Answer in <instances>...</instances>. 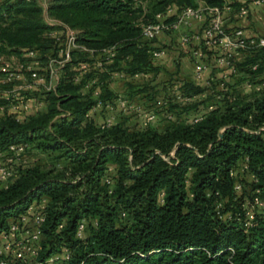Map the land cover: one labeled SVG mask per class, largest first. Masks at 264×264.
Wrapping results in <instances>:
<instances>
[{
  "label": "trees",
  "instance_id": "16d2710c",
  "mask_svg": "<svg viewBox=\"0 0 264 264\" xmlns=\"http://www.w3.org/2000/svg\"><path fill=\"white\" fill-rule=\"evenodd\" d=\"M224 1L46 0L48 16L75 30L80 44L113 49L112 63L84 78L96 80L98 99L113 105L117 95L108 89L109 76L120 73L126 83L123 96L150 104L167 124L157 128L139 122L132 128L120 119L132 116L125 115L100 129L107 113L92 111L85 118L95 100L91 88L84 91L72 82V68L83 61L73 58L55 89L44 94L40 112L20 123L0 119V149L22 144L31 158L0 182V234L28 205L45 198L41 261L65 249L64 264H264V130L258 131L264 127V91L173 101L164 90L190 96L202 89L185 77L171 87L159 89L163 82L156 87L161 67L149 52L160 46L168 54L170 45L158 37L140 41L143 26L167 5ZM52 28L38 0L0 1V55L51 50L44 33ZM139 73L146 78H132ZM163 92L167 96L155 107ZM206 103L215 107L190 123ZM110 159L113 176L105 183ZM242 195L250 201L257 195L263 203L247 228L222 218L227 212L243 215ZM82 221L84 235L77 238Z\"/></svg>",
  "mask_w": 264,
  "mask_h": 264
},
{
  "label": "built area",
  "instance_id": "2783aa9c",
  "mask_svg": "<svg viewBox=\"0 0 264 264\" xmlns=\"http://www.w3.org/2000/svg\"><path fill=\"white\" fill-rule=\"evenodd\" d=\"M38 2L42 12H46V0ZM263 9L264 0H225L221 5L199 4L197 7L179 8L167 5L155 14L152 23L143 26L140 41L174 34L177 46L188 50L192 63L190 80L194 85L201 87L202 91L190 96L177 94V101L190 103L209 97L220 99L224 95L231 98L235 94L257 95L264 91V33L234 25L228 26L227 22L233 18L248 19L253 11H256L258 19H264ZM49 25L53 28L47 30L44 37L51 41V50L27 48L0 55V119L9 117L20 123L40 112L44 106V94L55 89L63 68L71 63L75 51L87 53L93 61H79L72 68V82L81 84L84 91L91 88V96L95 100L85 118H89L92 111L104 109L107 114L99 124L100 129L112 126L118 116L132 115L144 127L157 119L158 114L153 107H143L124 96H117L113 105L103 104L98 99L100 90L96 80L84 81V78L90 72L91 64L93 69H102L104 65L112 63L113 49H89L77 41L75 30L55 20H51ZM149 53L152 58L159 59L166 55V49L158 46ZM249 58L253 59L246 63ZM114 75L123 78L120 73ZM146 76L139 73L134 74L132 78ZM161 104L162 102L157 101L155 107ZM205 105L206 108L201 109L198 115L190 118V123L198 122L204 112L215 107L213 103ZM165 117L174 119L171 114H166ZM260 130H264V127L258 131ZM26 161L25 145H9L0 149V182L5 183L11 179L15 175L14 168ZM113 162L110 159L107 165L103 179L105 183H109L113 176ZM243 169L244 166H241L238 171L242 173ZM234 174V171L229 172L230 176ZM233 189L240 193V184L235 183ZM242 199L243 215H231L227 212L222 214V218L236 220L247 228L251 225L255 211L262 209L263 203L257 195L251 201L245 195H242ZM45 203V198L33 201L9 224L8 229L0 234V264H64L69 258L67 250L64 249L61 254L52 255L43 261L38 259L41 227L45 220ZM215 207L219 209V204ZM84 231L85 223L82 221L77 225L75 236L82 238Z\"/></svg>",
  "mask_w": 264,
  "mask_h": 264
},
{
  "label": "crops",
  "instance_id": "0c3cea01",
  "mask_svg": "<svg viewBox=\"0 0 264 264\" xmlns=\"http://www.w3.org/2000/svg\"><path fill=\"white\" fill-rule=\"evenodd\" d=\"M262 11H264V9ZM227 24L228 26L234 25L249 29L250 31L254 30L259 33H264V19H258L256 16V11H253L248 19H237L236 21L230 19ZM158 40H160L162 44L170 45V48L168 54L157 59L156 61L157 65L161 67L160 72L156 75V81L157 79L163 80L162 76L166 75H169L171 78H174V75H177L178 79H182L184 77L190 79L192 63L188 54V50L185 47L177 46L176 36H174V34L161 35L158 37ZM109 84L110 83H108V89L112 90ZM96 118L99 120L98 116H96Z\"/></svg>",
  "mask_w": 264,
  "mask_h": 264
},
{
  "label": "rangeland",
  "instance_id": "374dc122",
  "mask_svg": "<svg viewBox=\"0 0 264 264\" xmlns=\"http://www.w3.org/2000/svg\"><path fill=\"white\" fill-rule=\"evenodd\" d=\"M42 18H43V20L49 25V23H51V20H53V19H51L49 16H48V14L46 13V12H42ZM50 50V49H49ZM88 54L86 53H84L83 51H75L74 53H73V58L76 60H83V61H87V62H89V63H93V61L91 60V59H89L88 58ZM178 65V64H177ZM91 71L93 70V64H91ZM96 69V68H95ZM90 71V72H91ZM109 82L108 83H110L109 84V86L112 88V90L111 91H113L114 93H116V95L117 96H123L124 95V91H125V88H126V83H125V81L123 80V79H121V78H118V77H116L114 74H111V76H109ZM162 78H163V80H161V79H157V81L155 82L156 84L155 85H159V83H165V85H162L161 86V84H160V87L157 85L156 87H159V89L160 88H162V87H167V86H169V87H171V86H173L174 85V82L175 81H177L176 79H178V76L176 75H174V78H171V77H169V75H166V76H162ZM141 80V79H140ZM155 81V80H154ZM159 82V83H158ZM177 83V82H176ZM171 85V86H170ZM175 85H177V84H175ZM169 90H170V88H168ZM165 92H167V93H169L168 94V97H169V99H171V100H173V101H175L176 100V93L174 92V91H167V90H164ZM167 93L166 94H164V92L163 93H161V94H159L158 96H157V101H159V102H161L162 101V99L164 98V97H166L167 96ZM177 101V100H176ZM134 103H137V104H141L143 107H151V105L150 104H148V103H143V102H140L139 100H134L133 101ZM117 119H119V117L117 118ZM120 119H122V121H125L126 122V125H128V126H130V127H135V126H137V124L139 123V120L137 119V118H135L134 116H131V117H123V118H121L120 117ZM153 124L152 125H154L155 127H157V128H161V127H163L165 124H167L163 119H161L160 117L158 118V119H156L154 122H152ZM33 158V157H32ZM31 159V158H30ZM30 159H27L28 161L30 160ZM31 161V160H30Z\"/></svg>",
  "mask_w": 264,
  "mask_h": 264
}]
</instances>
